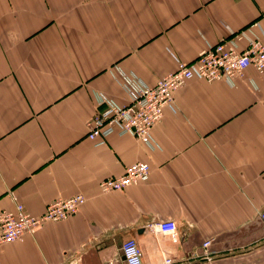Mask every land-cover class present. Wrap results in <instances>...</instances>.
Instances as JSON below:
<instances>
[{
    "label": "crops",
    "instance_id": "0c3cea01",
    "mask_svg": "<svg viewBox=\"0 0 264 264\" xmlns=\"http://www.w3.org/2000/svg\"><path fill=\"white\" fill-rule=\"evenodd\" d=\"M252 24L264 43V0H0V211L37 217L55 199L85 200L2 246L0 264H124L129 239L143 264H264V73L186 82L151 129L154 149L85 137L95 94L128 102L116 67L153 86ZM137 162L145 182L98 191ZM162 221L175 243L154 230Z\"/></svg>",
    "mask_w": 264,
    "mask_h": 264
},
{
    "label": "built area",
    "instance_id": "2783aa9c",
    "mask_svg": "<svg viewBox=\"0 0 264 264\" xmlns=\"http://www.w3.org/2000/svg\"><path fill=\"white\" fill-rule=\"evenodd\" d=\"M253 28H257V24L206 46L189 63L176 61L175 69L160 77L153 86L145 85L134 75L123 73L116 67L118 85L128 102L119 105L103 94H95L96 111L86 123V139L97 147L111 135H127L149 149L156 148L151 129L160 121L165 110L175 114L173 94L186 82L222 81L233 85V81L241 77L247 68L264 73L263 35L254 33ZM148 175L149 166L137 162L128 166L121 176L100 181L98 191L102 194L121 192L130 185L145 182ZM84 201L81 195L55 199L37 217L27 214L17 203L10 211H0V248L35 233L45 223L68 219L78 212ZM257 216L264 225V212H259ZM173 225L172 221H162L154 225V230L160 235L174 234L166 231ZM208 244L205 242L202 247ZM120 254L124 264H143L139 248L132 239L121 244ZM162 264H170V260L163 257Z\"/></svg>",
    "mask_w": 264,
    "mask_h": 264
},
{
    "label": "rangeland",
    "instance_id": "374dc122",
    "mask_svg": "<svg viewBox=\"0 0 264 264\" xmlns=\"http://www.w3.org/2000/svg\"><path fill=\"white\" fill-rule=\"evenodd\" d=\"M177 236H178V232H177V228L175 229V233L174 234H162L161 237L166 238L169 242L171 243H175L177 241ZM199 263H203L200 262ZM213 262H209L206 264H212ZM215 264H241V261H239L236 257L233 258H229L228 260H223V261H215Z\"/></svg>",
    "mask_w": 264,
    "mask_h": 264
},
{
    "label": "clouds",
    "instance_id": "9594fccd",
    "mask_svg": "<svg viewBox=\"0 0 264 264\" xmlns=\"http://www.w3.org/2000/svg\"><path fill=\"white\" fill-rule=\"evenodd\" d=\"M169 233H174L175 232V225H173L170 229L166 230Z\"/></svg>",
    "mask_w": 264,
    "mask_h": 264
}]
</instances>
